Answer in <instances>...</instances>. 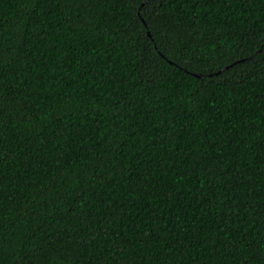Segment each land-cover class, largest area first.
<instances>
[{"label":"trees","instance_id":"1","mask_svg":"<svg viewBox=\"0 0 264 264\" xmlns=\"http://www.w3.org/2000/svg\"><path fill=\"white\" fill-rule=\"evenodd\" d=\"M0 264H264V0H0Z\"/></svg>","mask_w":264,"mask_h":264}]
</instances>
